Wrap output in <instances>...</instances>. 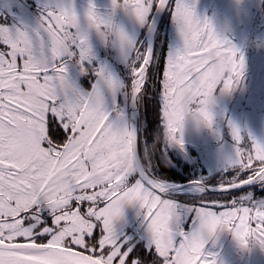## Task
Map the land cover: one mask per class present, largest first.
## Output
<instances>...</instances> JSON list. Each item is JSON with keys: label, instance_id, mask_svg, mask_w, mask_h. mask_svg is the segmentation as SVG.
Segmentation results:
<instances>
[{"label": "snow or ice", "instance_id": "snow-or-ice-1", "mask_svg": "<svg viewBox=\"0 0 264 264\" xmlns=\"http://www.w3.org/2000/svg\"><path fill=\"white\" fill-rule=\"evenodd\" d=\"M112 3L146 28L170 12L182 46L158 58L90 3L88 27L128 59L125 83L93 64L73 6L46 10L34 32L0 25V264H216L205 245L225 229L264 246V142L233 126L225 174L192 182L196 195L181 203L179 189L138 158L136 130L117 121L105 95L135 98L153 85L164 138L184 149L186 121L213 128L216 95L241 81L243 56L185 0ZM72 63L95 77L90 88L73 80ZM128 207L142 218L146 246L121 232Z\"/></svg>", "mask_w": 264, "mask_h": 264}, {"label": "flooded vegetation", "instance_id": "flooded-vegetation-1", "mask_svg": "<svg viewBox=\"0 0 264 264\" xmlns=\"http://www.w3.org/2000/svg\"><path fill=\"white\" fill-rule=\"evenodd\" d=\"M197 1L185 0L187 4L195 6ZM217 1L218 8L227 16L225 23L232 28V35L231 32L227 33L231 39L229 43L238 50V55L249 54L251 61L255 45L260 42L264 45V0ZM62 5H64L62 0H0V25H7L14 30L22 28L34 32L41 23V18L46 10ZM214 8L213 4L210 7L208 4L205 13ZM83 10L84 8L77 11L78 16L80 21L85 20L87 25L86 14ZM195 10L198 11L196 8ZM205 20L210 22V17ZM205 20L201 19V21ZM173 25V16L170 12L165 11L154 38V51L158 58L160 56L167 57L170 53L169 30ZM81 26L85 29L83 24ZM147 29L148 27L142 29L140 38L137 40L144 47H149V39L146 37ZM213 29L219 36L220 31L214 24ZM110 41V46L108 45L111 49L110 53L117 57L119 50L113 47L111 39ZM180 41L182 42L181 38ZM115 61L119 63L117 59ZM93 64L98 66V61L94 60ZM70 68L72 78L79 86L84 89L91 87L95 80L94 76H84L74 63L70 64ZM123 68L124 66L121 64L116 65V69L123 75L124 82L129 83L131 81L130 72H126ZM251 69L250 66L248 72ZM248 72L244 69L241 81L230 92L223 93L229 95L227 101L229 106L236 105L238 98L241 103V88ZM130 99L131 96L126 92L119 96L120 102L126 100L123 105L127 109L129 127ZM111 111L114 112V115L117 110ZM137 131L139 158L147 163L149 170L156 178L169 183L172 188L179 189L176 195L180 197L181 203L196 195L192 182L197 180L218 181L229 168L234 153L235 142L226 136L220 137L218 139L220 141L212 140L199 143L185 141L184 149L168 142L163 135L161 98L157 89L151 84L146 85V91L139 98ZM119 226L122 234L126 235L129 240L135 239L138 245H147V230L136 208H127L126 215ZM190 227L191 218L185 224L186 229ZM204 252L210 258L215 259L216 264H264V246L254 239H250L246 246L242 245L235 235L226 229L218 231L214 236L208 238Z\"/></svg>", "mask_w": 264, "mask_h": 264}, {"label": "rangeland", "instance_id": "rangeland-1", "mask_svg": "<svg viewBox=\"0 0 264 264\" xmlns=\"http://www.w3.org/2000/svg\"><path fill=\"white\" fill-rule=\"evenodd\" d=\"M62 3L67 6L75 7L76 11L84 8L86 14L90 3L96 5L98 14L105 19H111L119 27L132 36L135 40L140 38V34L144 26L140 25L133 16L127 13L124 9L115 8L112 0H62ZM213 4L215 8L205 13L206 7ZM219 4L217 0H198L195 8L197 17L201 20H205L210 17V23L220 31L219 38L230 42L227 33L231 32L232 28L227 25V16L218 8ZM77 12V13H78ZM210 14V15H208ZM87 19V17L85 16ZM116 20V21H115ZM81 24L84 25L85 30L89 33L90 43L93 49L94 60L98 61V66H103L109 73L116 75L120 80L124 82L122 73L116 69V65L121 64L124 66L123 70L130 72L128 68V59L125 56L124 51L119 45L118 41L112 40V45L119 51L116 55L110 53V39L105 40L94 29L88 27L85 20H81ZM169 34L171 38V51L181 47L179 32L174 25L170 26ZM231 44V43H230ZM109 45V46H108ZM232 45V44H231ZM249 53V52H248ZM249 54H244L245 70L248 72L251 66V71L248 72L241 88L242 101L237 99L236 105L229 106L227 103L229 99L228 94L218 93L216 95L213 111L215 114V122L213 128L197 123L196 121L189 119L186 121L184 128V141L191 143H199L202 141H220V137H227L231 141H234L232 135L233 126L239 128L243 134L245 141L264 142V45L263 43H257L252 53L251 61ZM115 59L119 61L116 63ZM252 64V65H251ZM125 93V92H121ZM113 99L111 93L106 89L105 95L111 110H117L114 116L117 121H121L128 126V114L123 102L119 101V96ZM215 156V155H212ZM225 158L226 155L224 154Z\"/></svg>", "mask_w": 264, "mask_h": 264}, {"label": "water", "instance_id": "water-1", "mask_svg": "<svg viewBox=\"0 0 264 264\" xmlns=\"http://www.w3.org/2000/svg\"><path fill=\"white\" fill-rule=\"evenodd\" d=\"M164 13H165V11L157 13L153 18V22H152L151 26L148 27V29L146 31V37L149 39V47H152L153 50H154L155 34L157 32V29L159 27V24L162 20ZM139 98H140V96L135 97V98L131 96L130 104H129L130 127L135 129L137 134H138L137 126H138V116H139ZM137 154H138V150H137ZM138 158H139V154H138Z\"/></svg>", "mask_w": 264, "mask_h": 264}]
</instances>
